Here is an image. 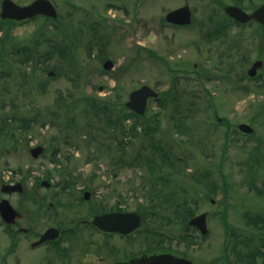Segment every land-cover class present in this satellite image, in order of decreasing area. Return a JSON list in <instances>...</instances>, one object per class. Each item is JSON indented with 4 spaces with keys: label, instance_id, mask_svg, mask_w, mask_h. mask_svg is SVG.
<instances>
[{
    "label": "rangeland",
    "instance_id": "1",
    "mask_svg": "<svg viewBox=\"0 0 264 264\" xmlns=\"http://www.w3.org/2000/svg\"><path fill=\"white\" fill-rule=\"evenodd\" d=\"M13 1L25 4L32 0ZM50 1L57 7L58 16L44 21L48 28L41 23L42 16L12 20L14 24L8 25L10 39L3 47L0 45V121L3 125L5 120L4 131L13 133V138L0 134V186L3 182L19 181L24 188L21 193L7 196L0 191V198L7 197L21 211L20 225L40 230L49 225L59 227V201L51 197L63 188L60 201H67L69 193L74 198L73 186L58 184L60 178L75 177L81 180L75 187L78 193L82 187L94 191L85 203L102 202L104 209V206H122L130 211H141L145 215L143 227L153 231L161 229L171 235L173 240L169 243L173 250L187 254L196 264L212 261L220 264L223 245L224 260L228 262L263 264L264 242L258 238L261 236L264 240V233L248 221L246 214L264 206L259 196L264 195L260 190L264 185L261 181L255 185L256 194L251 197L250 207L235 204L243 193L253 196V192L248 184L239 190L234 185L237 177L235 144L232 135L228 140L222 137L226 127L215 119L216 115L224 119L235 112L239 114L242 108V103L236 101L235 69L229 70L227 59L229 53L235 54L236 46L228 35L237 33L231 24H225L220 37L213 23L221 12L219 2L232 0H137V11L141 15L137 19L120 9L123 3L133 7L135 0ZM110 3L119 7L107 6ZM182 4H188L192 10L191 23L176 26L165 21L166 12ZM248 30L242 27L238 33L243 37ZM46 38L60 46L66 43L71 63L57 51L47 60L51 49ZM34 40L38 43L32 59L29 52L27 56L22 53L27 59L23 61L11 50L20 43L30 46ZM237 44V48L242 46L241 39ZM104 59H111L113 67L105 69ZM49 70L56 73L49 75ZM22 72L30 73L29 77L24 79ZM142 84L151 86L160 99L148 100L144 118L130 116L119 120V126L123 127H112L105 118L92 115V105L82 106L86 99L81 98L87 95L98 100L96 105L111 99L118 104V112L120 109L121 114L128 113L131 110L125 107V100L131 90ZM160 100L162 103H158ZM55 111L59 112V117ZM144 124L153 129L152 139L160 140L159 149L148 144L147 136L142 133ZM132 125L136 130H131ZM121 141L123 150L119 146ZM35 145L43 146V152L33 158L29 149ZM221 149H224L222 172L229 196L226 200L221 196L220 180L213 181L212 185L209 182L214 191L209 194L196 180L206 167L211 177L217 178ZM53 150L60 165L52 159ZM158 150L164 151L168 161L175 162L174 159L181 157V162L177 163L183 171L164 164ZM137 153L142 161L133 160ZM67 156H71L69 161ZM146 158L154 162L146 163ZM61 162L70 164L66 173L60 171ZM149 165L158 167L161 172L157 174L166 175V180L152 179L155 175L148 170ZM48 170L50 185L46 187L40 181L46 178ZM90 180L93 182L89 183ZM154 189L160 191L154 193ZM206 195L209 196L205 199ZM209 197L215 203H211ZM79 199L83 201L80 196ZM169 199L172 202H166ZM40 200L44 207H38ZM180 200L187 202L194 214L208 213L206 236L196 232L190 243L181 238L185 232L183 224L189 216L183 219L176 213ZM49 202L54 208L47 209ZM218 206L226 210V218L216 213ZM66 209L62 210V216L69 218L66 221L81 220L82 214ZM169 211L171 217L167 216ZM6 228L0 222V264H67V261H58L56 245H50L53 251L44 252V247L28 250L24 236L13 244ZM95 237V245H101V238ZM147 246L148 242L136 239L122 243V248L132 252ZM114 254L123 256L117 251ZM83 262L77 261V264Z\"/></svg>",
    "mask_w": 264,
    "mask_h": 264
},
{
    "label": "flooded vegetation",
    "instance_id": "2",
    "mask_svg": "<svg viewBox=\"0 0 264 264\" xmlns=\"http://www.w3.org/2000/svg\"><path fill=\"white\" fill-rule=\"evenodd\" d=\"M247 2V4H246ZM220 13H217L216 19H213V23L216 27V34L222 37L221 29L223 26L227 24H231L232 27L235 28V32L237 35H228V37H232L234 39L233 43H236L235 46V54L233 56L229 53L227 59L229 61V70L231 68L235 69L234 72V87L237 89V97L236 101L238 103H242V108L240 113H233L231 115H227L224 117H219V115L215 116L218 124H223L225 130L223 131V136L226 140L230 138L232 135L233 142L235 144V151L237 155L235 156L234 161V169L236 171V176L234 178V185L238 186V189H244L243 186L248 184L250 191L253 192L252 195H247V193H243V197H241L235 204L239 207H243L244 205L251 206L250 202H252L251 197H255V185L260 184L259 181L263 182L264 185V22L256 19L254 17L247 18L246 20H239L233 16H231L226 11V6L228 5H237L248 15L252 14L256 9L260 8L264 5V0H232V1H223L219 2ZM107 6L118 8L119 6L113 3L108 4ZM129 5L124 4L121 6V10L124 14L135 16L133 19H137L138 16H141L137 11L138 4L137 0H135L134 6L128 8ZM222 14L221 18L218 16ZM261 15L264 17V10L261 11ZM211 17V15H210ZM206 23V19H205ZM226 24V25H225ZM242 27H248V33L245 36H240L239 29ZM251 27V29H250ZM246 38V39H244ZM239 39L242 41V46L237 48ZM248 40V43L245 41ZM232 49V47H231ZM225 70V69H224ZM246 98V99H245ZM248 98V101H247ZM245 99V100H244ZM247 101V102H244ZM245 108V113H243V109ZM236 109V108H235ZM228 142V141H227ZM227 145H225L226 148ZM223 150L220 152V161L217 162V171L215 180L211 177L209 172L207 171L208 167H206V171H203V174L200 177L203 179L205 184H202L207 194L214 192L211 189V185L214 182L217 183L218 180L221 181V196L223 200L228 199V193H226V184H225V173L222 172V162L224 161ZM222 156V157H221ZM70 165V164H69ZM81 180L75 177H67L59 179V186L68 185L73 186V195L66 194L67 201H60L61 197H63L62 190L63 188H59V227L58 233L56 234L55 239H48L37 243L40 239V236L43 232L51 225L44 227L43 229L34 228L32 226H21L19 225L18 218L13 225L7 227L6 230L9 235V240L13 244H17V240L19 237L24 238L26 242V248L31 250L36 247H44V252L53 251L50 245H56L55 251L57 253L58 261H67V264H77V261H84L83 264H93L94 261H98L97 264H127L135 262L138 258L143 255H151V254H159V253H170L176 256L185 257L192 261V264H196V261L192 258H189L187 254L173 250L171 242L172 236L164 233L161 229H155L154 231L143 227L144 223L142 222L144 213L141 211H133L124 209V207H105L102 208V202H97L98 205L91 204L90 202L85 203L89 197H91V192H94L93 189L88 190L89 194H87V198H84V187L81 188L78 193L75 190L76 184H78ZM93 181L90 180L89 183ZM210 182V184H209ZM225 188V189H224ZM71 190V188H67ZM264 194V187L260 189ZM260 192V191H259ZM79 196L83 201L79 199ZM206 195L205 199L207 198ZM262 197L263 205H264V195H259ZM211 203H215V200L212 197H209ZM246 203V204H245ZM186 209L191 211V215H188L187 223L183 224L185 230L184 234L181 235V238L187 242H192L195 239V234L200 233V235L206 236L208 234V226H207V216L209 217L207 212L205 213V222H206V232H201L200 228L190 223V220L193 217L201 214L193 213L192 209L187 202L183 203ZM172 205H170L171 207ZM226 206V205H225ZM222 207V206H221ZM63 208H67L66 211L69 210L73 213L82 214V218L80 221L68 222L69 218H65L63 215ZM219 208V209H218ZM228 209V207H227ZM214 211V210H213ZM216 213L222 218L225 217L226 210L224 208H220L218 206L216 208ZM228 211V210H227ZM249 213V218L254 217H263L264 218V206L259 210L255 211L254 208L251 209ZM129 212H134V214H138L140 216V224L129 233H123L120 230H116L115 226L118 225V222H133L134 217L130 216L129 219L119 218L123 216H114L112 215L121 213L127 214ZM170 212V213H169ZM167 213L168 217H171L172 212L169 211ZM186 213V212H185ZM150 214V213H148ZM102 216L97 220H94L96 217ZM264 221V220H263ZM68 223H71L70 225ZM256 228H258L253 222L250 221ZM259 225H262L258 229L264 233V222L259 221ZM39 229V230H38ZM240 230V229H239ZM239 233V232H238ZM98 236L103 241L101 245L96 246V237ZM143 237V238H142ZM261 237V236H260ZM258 240H262L261 238ZM133 239L146 241L148 242V246L143 249L137 251H126V248H122L123 242H129ZM264 242V240H262ZM224 246V245H223ZM222 246L223 249H225ZM220 254L222 257V261L220 264H230L231 261L224 260V252ZM120 252L123 256H115V252ZM61 256V258H59ZM97 256V258H96ZM219 264V261H212L210 264ZM234 264H255L254 261H233ZM233 262L231 264H233ZM264 264V263H263Z\"/></svg>",
    "mask_w": 264,
    "mask_h": 264
},
{
    "label": "water",
    "instance_id": "3",
    "mask_svg": "<svg viewBox=\"0 0 264 264\" xmlns=\"http://www.w3.org/2000/svg\"><path fill=\"white\" fill-rule=\"evenodd\" d=\"M264 10V5L260 8L256 9L252 14L248 15L244 12L239 6L236 5H229L226 7L227 13L231 16L239 19V20H246L247 18L254 17L264 22V17L261 15V11ZM37 14H42L45 16L55 18L57 16V9L55 5L50 0H32L28 4H17L13 0H1L0 1V17L2 19H23V18H32ZM191 11L187 4L179 6L177 8L169 10L165 16V19L169 22L176 23V24H187L191 21ZM113 62L110 59H107L103 66L107 69L111 68ZM49 74H52L53 71H49ZM156 97L157 93L147 84H143L138 88H135L129 93V98L125 101V106L132 109L138 114H143L146 109L147 99L149 97ZM43 147L38 145L32 147L30 152L32 156L37 157ZM42 184L47 185V181H42ZM1 190L4 192H12V191H19L23 190V186L20 182H16L15 184H4L1 187ZM20 212L12 206L8 199L2 198L0 200V217L1 219L8 223L12 224L15 220L20 216ZM114 216H123L119 218H125L126 220L129 219L130 216L134 217L133 222H118L119 224L116 225V230H120L123 233H129L134 228H136L140 224V216L134 214V212H129L125 214L117 213L112 215ZM102 216L96 217L94 220H97ZM205 213H201L193 219L190 220V223L197 225L201 232H206V222H205ZM56 229L48 228L42 236H40V240L38 242L43 241L44 239L54 237L56 234ZM127 264H192L190 259L185 257L176 256L170 253H159V254H151V255H143L138 258L135 262L127 263Z\"/></svg>",
    "mask_w": 264,
    "mask_h": 264
},
{
    "label": "trees",
    "instance_id": "4",
    "mask_svg": "<svg viewBox=\"0 0 264 264\" xmlns=\"http://www.w3.org/2000/svg\"><path fill=\"white\" fill-rule=\"evenodd\" d=\"M43 17V21H41V23L42 24H44V21L46 20V19H48L49 21L51 20V18L49 19L48 17H44V16H42ZM9 24H14L13 22H12V20H0V30H2L3 29V32H1L0 33V45L3 47L4 45H5V43H6V41L8 40V39H10V32H9V29H8V25ZM44 25H46V28H48V24H44ZM4 26H6V28H4ZM56 27H57V25H56ZM58 27H60V26H58ZM48 30V29H47ZM57 31H59V28L57 29ZM48 41H49V46H50V49H51V53H48L47 54V60L48 59H50V57H51V54L54 52V51H57L58 53H60L61 54V56H64L69 62H70V60H69V52H68V48L65 46L66 45V43H64L63 44V42H62V45L60 46L59 44H57V42L55 41V40H52L51 39V41H50V38H46ZM34 44H30V46L29 45H25V44H17L16 46H14L13 48H11V50L13 51V52H15V54H18V55H22V53H25L26 54V56H27V53L29 52L31 55V59L33 58V56H34V54L37 52V41L36 40H34V42H33ZM22 57V59H23V61H26L27 59H26V57H23V56H21ZM74 62V61H73ZM71 63V62H70ZM33 72V71H32ZM28 74H30V73H26V72H22V77L24 78V79H27L28 77H29V75ZM82 100H84V99H86V101H84L83 103H82V106L83 107H85L86 106V104H88V105H92V107L93 108H91L90 109V112H91V114L92 115H95V116H98V117H102V118H105V120H106V122H108L109 124H111V126L112 127H117V126H119V120H124V119H126V118H128V117H130V116H134V117H138V118H144L145 116H139V115H137V114H135L134 112H132V111H129L128 113H122L121 114V112H120V109H119V112L117 111V109H116V106L118 107V104L116 103V102H114V101H112L111 99H108V101L106 100V101H102L101 103L103 104V105H99V104H97L96 105V103L98 102V100L97 99H95L94 100V97H90V96H88L87 97V95L85 96V97H82L81 98ZM75 100H77V101H79L80 99H75ZM72 102H74V100L72 101ZM72 102H70V103H72ZM69 102H68V104H70ZM158 103H162L161 102V100L160 101H158ZM67 104V105H68ZM66 106V105H65ZM114 109L116 110V113H115V115H114ZM101 110V111H100ZM55 113H56V115H57V117H59V112H57V111H55ZM102 113V114H101ZM69 118L70 119H73V116H69ZM32 120H34L35 119V117H32L31 118ZM13 120H17V118H14L13 117ZM29 120H30V118H29ZM4 123H5V120H3V125H1L2 123H1V121H0V134H5V136L7 137H11V138H13V133L11 132V131H4V129H5V126H4ZM121 126V125H120ZM119 126V127H120ZM25 129H28L29 127L28 126H23ZM121 127H123V126H121ZM156 129V127H154V130ZM178 129L179 130H181L182 129V127H181V125L179 124V127H178ZM10 130V129H9ZM131 130H136V126L134 125H132L131 126ZM153 129H151L150 128V126L149 125H145L144 124V126H143V128H142V133L144 134V135H146L147 136V139H148V144L149 145H151V147H156L157 149H159L160 147L159 146H157L158 144H159V142H160V140H158L159 142H156L157 140H153L152 139V135H150V132L152 131ZM122 131V133L124 134L125 133V131H124V129L123 130H121ZM128 133H132V131H128ZM165 142H166V140H164ZM122 142V141H121ZM120 142V143H121ZM164 142V143H165ZM163 146V145H162ZM54 149V148H53ZM162 151V150H161ZM158 153H160V155H161V161L164 163V164H166V165H170L174 170H177V171H179V172H182L183 171V168H182V166H179V164L177 163V162H181V158L180 157H178V159H174V161L175 162H173V161H168V156L167 155H164V151L163 152H159V150H158ZM52 159H53V161L55 162V164H59L60 162H59V159L57 158V156H56V151L55 150H53V152H52ZM70 157L71 156H67V160L69 161V159H70ZM133 160H135L136 162H138V160L139 161H142L141 160V158H140V155L137 153L134 157H133ZM145 161H146V163H152V162H154V159H152V158H146L145 159ZM68 162H66V163H62L61 162V167H62V169L60 170V171H64L63 173H66L67 171H69L70 169H69V167H68V164H67ZM60 165V164H59ZM148 170H150L151 172H153V175H155V176H153V177H151L152 179L153 178H156V179H159V180H166V178H167V176L166 175H163V174H157V172H161V170H159V168L158 167H156L155 168V166H153V165H149L148 166ZM156 170V171H155ZM57 171L59 172V167L57 168ZM69 173V172H68ZM67 173V174H68ZM50 174H51V172H50V170H48V171H46V174H45V177L47 178V179H49V177H50ZM196 180H198V181H200V183H202V184H205L204 183V181H203V179H201L200 177H198ZM157 191H160L159 189H154L153 190V192L155 193V192H157ZM154 193H152V195L154 194ZM59 191H55L54 193H53V195H52V198H56L58 201H59ZM176 194V193H175ZM33 198V197H32ZM57 200H55V201H57ZM175 200V202L178 200V198H176V199H174ZM172 202V200H166V202ZM181 201L182 200H180V201H178L177 202V204H176V209H175V211H176V213L178 214V216H180V217H182L183 219L186 217V216H188V215H191L192 213H191V211L189 210V209H186L185 208V206H184V204L183 203H181ZM42 202H43V200H40V203H39V208L41 207V205H42ZM169 205V204H168ZM43 206V205H42ZM46 206V205H45ZM44 207V206H43ZM47 207V209H49L48 207L49 206H46ZM186 212V213H185ZM37 215V214H36ZM264 220V218L263 217H254V218H248V221H251V222H253L258 228L259 227H261L262 225H259V221L262 223V222H264L263 221ZM245 239V238H244ZM251 238H249V240H250ZM245 241V240H244ZM260 241V240H259ZM262 241V240H261ZM263 242V241H262ZM248 253V252H247ZM259 253H262V252H260L259 251ZM258 253V254H259ZM263 254V256H264V253H262Z\"/></svg>",
    "mask_w": 264,
    "mask_h": 264
}]
</instances>
